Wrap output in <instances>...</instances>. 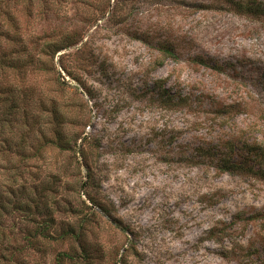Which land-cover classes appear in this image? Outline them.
Listing matches in <instances>:
<instances>
[{
	"label": "rangeland",
	"instance_id": "374dc122",
	"mask_svg": "<svg viewBox=\"0 0 264 264\" xmlns=\"http://www.w3.org/2000/svg\"><path fill=\"white\" fill-rule=\"evenodd\" d=\"M244 1L0 0V87L67 141L36 129L14 159L11 205L40 207L8 209L0 264H264V17Z\"/></svg>",
	"mask_w": 264,
	"mask_h": 264
},
{
	"label": "trees",
	"instance_id": "16d2710c",
	"mask_svg": "<svg viewBox=\"0 0 264 264\" xmlns=\"http://www.w3.org/2000/svg\"><path fill=\"white\" fill-rule=\"evenodd\" d=\"M237 9L241 14H247L254 17H264V3L258 0H246L244 2H241L238 5ZM167 52L168 54L172 55V51L167 50ZM17 92L18 91H15L10 87H0V131L1 134H4L5 129H9L11 134H13V141L5 138L0 143V160H3L6 163L7 170L10 172L9 177L12 179V181L9 180L11 183L7 187H4L1 184V179H0V224L2 222L4 215L8 213L9 208H12V210L17 212H22L23 215L24 214L26 215V218L30 216H34L35 213L39 211L40 206L38 203H36L32 207V203L33 204L35 203V201L33 202V199H31L32 203L30 200H28L27 203H24L21 199L18 202L15 201L16 203H13V205H11L12 201L9 200L10 197L17 195V191L15 190L13 183H16L19 177H21V174H18V169L15 168L14 166L15 164L14 159H16L17 157H25L27 140L30 137H32L35 132H37L36 129L39 130V133H41V136L44 140L51 142L55 146L63 148L64 145L67 143V141L64 140V134L62 130L59 129L58 127H55L51 130V134H53V137L51 140H49L50 138L48 136L47 133L48 130L46 128L48 126V123L44 122L47 119L45 115V112L48 111L47 106H45L44 104L43 106H41L42 109L40 113L31 114L29 111L23 110V108H21L19 105L20 96L24 98L25 94L21 95V92L19 91L20 95H18ZM52 107H53V114L56 117L58 115V112L54 105H52ZM18 115L22 116V127L24 130H20L19 132L20 136L18 137L17 140H15L14 136L16 135V133H14V130L15 127L18 125V123H20L16 120ZM41 124H42V128L40 126ZM83 141H87V139L83 138ZM80 155L83 160L86 159V155L82 149H80ZM86 169L90 182H93L92 169L90 168L89 165H86ZM21 194L23 197H26L27 195V193L24 191ZM87 199L90 201L93 207L94 206H97L99 208L101 207L100 208L101 212H103V214H105L107 217H110V212L98 204V198L87 193ZM83 204L86 205L85 202H83ZM88 208L91 210V207L88 206ZM50 220L51 218L45 219L44 225H40L35 229L34 232L36 233V235L39 234L40 236L46 239L51 236L49 234V228L51 227ZM2 232L4 235V230ZM70 235H71L70 233L62 232L61 235H59L57 241H62L66 239V236H70ZM32 237L33 236L29 235L28 237L24 238V240L26 242L32 243L33 241ZM74 240L77 243L79 238L77 236H74ZM14 244H16V242H14L13 245ZM12 247L13 248L10 251V257L8 256L5 258V264H22L18 260V255H17L19 252H21L20 249L14 246ZM15 255H17V258ZM59 258H60V260L58 259L59 262L60 261L64 262L67 260L74 261L75 255L65 252L60 254Z\"/></svg>",
	"mask_w": 264,
	"mask_h": 264
}]
</instances>
